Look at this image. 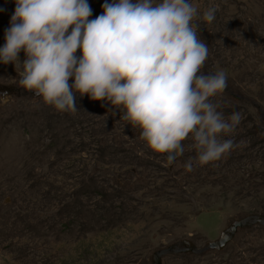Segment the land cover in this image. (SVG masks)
I'll use <instances>...</instances> for the list:
<instances>
[{"label":"rangeland","instance_id":"374dc122","mask_svg":"<svg viewBox=\"0 0 264 264\" xmlns=\"http://www.w3.org/2000/svg\"><path fill=\"white\" fill-rule=\"evenodd\" d=\"M105 2L87 0L90 19ZM190 2L209 49L203 72L224 71L228 86L244 94L214 99L225 118L242 114L223 137L238 146L200 166L185 140L169 165L109 102L89 98L76 112H58L25 89L0 93V264H151L152 251L182 239L200 251L165 252L159 264H264L258 221L237 226L219 248L205 247L233 219L264 213V0ZM214 5L208 24L203 12ZM15 6L0 0V48ZM25 58L22 50L21 65ZM21 71L0 63V84L19 85Z\"/></svg>","mask_w":264,"mask_h":264},{"label":"clouds","instance_id":"9594fccd","mask_svg":"<svg viewBox=\"0 0 264 264\" xmlns=\"http://www.w3.org/2000/svg\"><path fill=\"white\" fill-rule=\"evenodd\" d=\"M15 5L0 63L19 65V85L45 104L76 112L77 93L109 102L123 113L120 119L140 130L151 151L166 154L169 165L184 154L185 140L193 142L200 166L238 146L223 137L243 117L234 112L225 118L218 111L214 99L226 93L227 76L222 70L203 72L209 49L190 0H106L95 19L87 0H15ZM217 10L207 8L202 19L211 24ZM193 165L190 158L185 170L193 171Z\"/></svg>","mask_w":264,"mask_h":264},{"label":"water","instance_id":"95a60500","mask_svg":"<svg viewBox=\"0 0 264 264\" xmlns=\"http://www.w3.org/2000/svg\"><path fill=\"white\" fill-rule=\"evenodd\" d=\"M18 89H24V88H22L19 85L12 84V83L0 84V93L14 92L18 94V91H17ZM231 94L235 97H238V95L232 92ZM256 107L258 108L259 106L256 105ZM259 113L261 115L262 120L264 121L263 113L261 111H259ZM255 221L264 223V215L260 213L250 212V213L243 215L239 219H233L222 229V231L216 238L208 240L205 244V247H209V248L221 247L229 239V237L232 235V233L234 232L237 226H240L242 223L245 224L248 222H255ZM179 244L180 246L173 243L170 246H167V247L165 246V247L158 248L152 251L151 264H159V256L160 254L165 253V252H172V251L185 250V249L191 250V248L194 252H198L201 249V248L195 247L194 244H191L190 246V244L188 243L186 239L180 240Z\"/></svg>","mask_w":264,"mask_h":264},{"label":"flooded vegetation","instance_id":"af4514ba","mask_svg":"<svg viewBox=\"0 0 264 264\" xmlns=\"http://www.w3.org/2000/svg\"><path fill=\"white\" fill-rule=\"evenodd\" d=\"M207 74H212V73H208L207 72ZM231 92L232 93H234V94H236V95H238V97H235V96H233L232 94H231ZM226 94L227 95H229L231 98H234V99H237V100H242V99H244V94L243 93H241V92H235V91H233L229 86H228V88L226 89ZM90 97L89 96H86L85 97V99L83 98L80 102H76L75 101V106L76 107H80L87 99H89ZM248 100L251 102V104L253 105V102L254 101H252V100H250L249 98H248ZM254 106V105H253ZM259 106V105H258ZM255 107V106H254ZM257 108V107H256ZM258 109H260V107H258ZM258 109H257V111H258ZM259 113V112H258ZM259 115H260V113H259ZM261 116V115H260ZM250 213V212H249ZM260 214H262V215H264V213H260ZM259 223H262V222H259Z\"/></svg>","mask_w":264,"mask_h":264},{"label":"bare ground","instance_id":"6f19581e","mask_svg":"<svg viewBox=\"0 0 264 264\" xmlns=\"http://www.w3.org/2000/svg\"><path fill=\"white\" fill-rule=\"evenodd\" d=\"M248 224H249V223H248ZM252 224H253V223H252ZM256 224H257V223H256ZM245 225H247V224H246V223H245V224L242 223V224L240 225V227H243V226H245ZM207 250H209V249H207ZM172 254H173V253H172ZM166 255H171V254H166ZM163 256H164V255H163Z\"/></svg>","mask_w":264,"mask_h":264},{"label":"trees","instance_id":"16d2710c","mask_svg":"<svg viewBox=\"0 0 264 264\" xmlns=\"http://www.w3.org/2000/svg\"><path fill=\"white\" fill-rule=\"evenodd\" d=\"M84 99H85V98H84ZM87 101H88V99H87L83 104H85ZM83 104H82V105H83ZM82 105H81V106H82Z\"/></svg>","mask_w":264,"mask_h":264}]
</instances>
